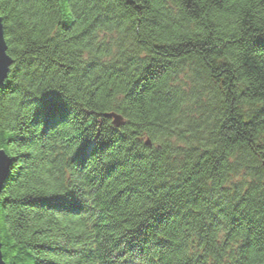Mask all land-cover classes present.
Instances as JSON below:
<instances>
[{
  "label": "trees",
  "instance_id": "16d2710c",
  "mask_svg": "<svg viewBox=\"0 0 264 264\" xmlns=\"http://www.w3.org/2000/svg\"><path fill=\"white\" fill-rule=\"evenodd\" d=\"M0 16L6 264H264V0Z\"/></svg>",
  "mask_w": 264,
  "mask_h": 264
},
{
  "label": "water",
  "instance_id": "95a60500",
  "mask_svg": "<svg viewBox=\"0 0 264 264\" xmlns=\"http://www.w3.org/2000/svg\"><path fill=\"white\" fill-rule=\"evenodd\" d=\"M13 58L8 54V45L5 38V31L3 25V19L0 16V87L4 85L8 78L10 67L13 64ZM109 117L113 118V123L116 126H120L124 123L123 117L115 112L108 114ZM148 143H150L148 141ZM11 166V158L7 152L0 148V195L2 193L5 180L9 174ZM0 264H6L1 243V232H0Z\"/></svg>",
  "mask_w": 264,
  "mask_h": 264
}]
</instances>
